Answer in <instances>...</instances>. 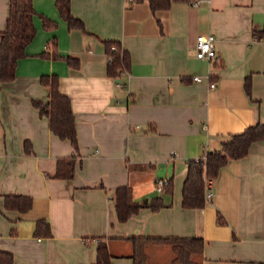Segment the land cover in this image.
<instances>
[{"label":"crops","instance_id":"0c3cea01","mask_svg":"<svg viewBox=\"0 0 264 264\" xmlns=\"http://www.w3.org/2000/svg\"><path fill=\"white\" fill-rule=\"evenodd\" d=\"M9 1L0 0V33ZM70 2L85 32L69 28L55 0H33L36 36L0 92V250L14 264H95L106 243L112 264H134L129 238H200L201 264H264V141L220 170L204 208L182 206L188 162L264 122V0L175 1L155 11L147 0ZM207 34L216 39L211 62L196 58ZM105 41L129 54L118 79L108 75ZM52 75L71 100L78 151L33 106L49 101L41 78ZM74 155V177L56 178L58 160ZM159 179L169 181L162 193ZM120 187L142 206L125 223L113 199ZM15 196L31 208L6 209L4 198ZM145 256L146 264L174 260L165 245L147 246Z\"/></svg>","mask_w":264,"mask_h":264},{"label":"trees","instance_id":"16d2710c","mask_svg":"<svg viewBox=\"0 0 264 264\" xmlns=\"http://www.w3.org/2000/svg\"><path fill=\"white\" fill-rule=\"evenodd\" d=\"M139 2L143 0H133ZM152 10L169 8L175 1L192 3L195 0H147ZM56 7L61 17L68 23L70 29H78L85 32L82 22L73 17L71 13L70 0H55ZM36 11L33 7V0H10L9 16L5 31L0 33V92L2 85L15 80L17 75L18 62L26 57V49L36 36L34 17ZM44 27L52 29L55 23L44 16H40ZM107 56L112 58L108 63V75L118 79L122 74L129 72L130 58L121 44L116 41H105ZM49 58V55H44ZM54 59H61L54 54ZM68 64L75 69L79 68V61L67 58ZM43 86L49 88L50 97L47 103L34 102L33 106L46 118L52 133L61 140H67L75 151H78V140L76 132V120L72 110L71 100L61 93L59 78L55 75L43 76ZM247 93L250 94V84L246 83ZM264 141V122L247 128L240 134L230 136L229 140L222 144L217 151L206 153L198 161L188 162V174L183 187L184 209H202L206 205L205 192L207 181L215 180L220 170L230 161L241 160L248 156L251 146ZM26 152H30L29 144H25ZM76 156L68 159H60L57 163L55 177L58 179L70 180L74 177ZM169 185V183H168ZM169 187V186H168ZM113 199L117 218L120 223L127 222L136 215L140 204L133 201L132 190L129 187H120L115 190ZM5 208L21 212L28 211L32 206L30 198L15 196L5 197ZM162 207L159 200L152 205L154 211ZM47 235H50L47 233ZM133 246L132 258L134 264H146L145 248L149 245L169 246L174 252L172 264H201L194 260L195 256H201L204 249V241L200 238H151L132 237L129 238ZM112 255L106 243L99 244L97 248V261L95 264H112ZM0 264H14V257L11 253L0 250Z\"/></svg>","mask_w":264,"mask_h":264},{"label":"built area","instance_id":"2783aa9c","mask_svg":"<svg viewBox=\"0 0 264 264\" xmlns=\"http://www.w3.org/2000/svg\"><path fill=\"white\" fill-rule=\"evenodd\" d=\"M196 6L198 5V2L194 3ZM216 39L213 35L207 34V35H200L197 38L196 42V58L201 61H215L218 57L216 48ZM112 62V58L108 57V63ZM127 74V73H125ZM210 76H207V79H209ZM193 80L195 82H198L201 80L200 77H194ZM210 87L215 88L216 84L214 82H210ZM168 180L167 179H159L156 182V191L158 193H162L165 189V187L168 185ZM212 182L207 181V186H206V200L211 201L213 195H214V189L212 187Z\"/></svg>","mask_w":264,"mask_h":264}]
</instances>
